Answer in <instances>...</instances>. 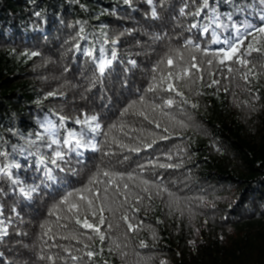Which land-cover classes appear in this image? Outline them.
<instances>
[{"label":"trees","instance_id":"obj_1","mask_svg":"<svg viewBox=\"0 0 264 264\" xmlns=\"http://www.w3.org/2000/svg\"><path fill=\"white\" fill-rule=\"evenodd\" d=\"M184 3L0 0V150L9 152L8 160L0 157V163L20 164L11 171L26 188L41 185L39 192L27 198L7 178L0 179V231L5 227L8 231L7 236H0V264H264V69L254 68V73L261 74L246 83L239 74L221 71L215 63L210 68L201 65L203 81L179 85L190 103L175 97L177 103L171 108L156 111L151 105H163L174 93L146 91L151 77L159 76L153 66L170 48L179 47L190 36L201 43L209 39L196 29L186 30L193 17L180 15ZM214 6L221 13H233L237 22L247 17L257 24L264 8L257 0H214ZM237 6L244 11L238 13ZM153 8L158 18L152 17ZM157 35L160 39H155ZM101 49L108 58L116 53L103 75L94 62L102 55ZM89 51L92 56L86 55ZM191 51L199 60L200 53ZM32 52L39 55L31 56ZM188 55L186 51L185 58ZM213 79L219 83L208 87ZM50 92L57 94L47 96ZM140 111L149 120L135 114ZM57 114L68 118L60 129L61 137L66 130L87 131L86 125H77L75 120L96 115L102 133H109L96 136L103 151L113 137L140 151L130 152L115 144H111V156L84 151L80 163L72 157L76 175L56 172L58 181L44 186L36 158L13 152L12 146L19 148L29 138L36 139V133L44 134L40 124L45 119L59 124ZM112 125L116 127L109 131ZM105 140L109 144H103ZM152 140L156 143L146 148ZM41 151L47 152L43 147ZM98 168L123 173L121 185L128 183L133 196L143 197L138 204L130 199L139 209L129 210L133 223L142 222L139 231L126 233V226L118 220L121 213L114 217L105 211L106 224L114 227H101L106 236L101 243L91 230L58 221L57 216L65 212L49 214L67 191L87 184ZM129 173L132 180L127 179ZM65 223L68 228L60 227ZM48 228L52 231L45 236ZM73 234L79 243L71 239ZM141 240L148 247L140 248ZM114 242L121 247L117 249ZM87 251L96 254L89 258ZM72 255L80 259L72 260Z\"/></svg>","mask_w":264,"mask_h":264},{"label":"snow or ice","instance_id":"obj_2","mask_svg":"<svg viewBox=\"0 0 264 264\" xmlns=\"http://www.w3.org/2000/svg\"><path fill=\"white\" fill-rule=\"evenodd\" d=\"M149 4L153 0H147ZM226 2L231 3V0H226ZM258 4L264 6V0H257ZM125 4L131 5L132 0H124ZM190 5L192 10H188ZM236 11L243 12L244 8L237 6ZM151 15L153 18H158V13L155 8L152 9ZM181 16H191L193 21L187 25L186 30L192 32L193 29L198 30L201 37H209L208 41L205 43L197 42L193 38L188 37L184 42L177 48H170L164 56H162L156 65L153 66V73H159V76L153 75L151 77V82L146 91L156 92L157 89L161 91L174 93V97H169L163 101V105L153 104L151 105L152 110L156 111L157 108L167 107L171 108L177 103L175 97H179L181 103L188 104L190 101L185 97L184 91H181L179 85L184 83L187 87L189 83L195 84L198 81H203L204 68L201 65L211 67L214 63L218 65L221 71L226 70L227 73H237L240 78L246 83L249 82V78L253 79L261 73H254V68L264 69V8L261 9L258 19L259 23H253L247 17L242 21L237 22L234 19V15L231 12L221 13L218 11L217 7L214 6V0H185L183 7L180 8ZM83 29H81L82 31ZM226 33V35L222 34ZM155 39H160L157 35ZM107 42V41H105ZM117 41L113 40L112 43L115 44ZM211 45H220L218 48H211ZM78 47V45H77ZM194 50L196 53H200V58L192 53ZM189 52L187 58H185V52ZM102 55L95 59L96 71L103 75L106 68H108L113 59L116 58V53L113 51L111 53V58L103 55V49H101ZM256 53V56H253ZM31 56H37L39 53L32 52ZM86 55L92 56L91 51L87 52ZM133 65L135 61H130ZM235 65V67H233ZM242 69H247L246 72H242ZM195 70V71H193ZM209 75L215 76L216 73L209 72ZM195 77V79L193 78ZM228 79V76L224 77ZM234 78V77H233ZM219 80L213 79L211 84L207 85L211 87L212 85L218 84ZM227 90V89H226ZM57 93L50 92L47 96H55ZM199 94V93H197ZM62 95V93H61ZM47 96L45 98H47ZM130 104L125 108L124 112L127 113L130 108L135 104ZM140 103H144V97L140 98ZM191 107L196 108V104H191ZM137 115L143 116L144 119L149 120V116L143 111L135 113ZM58 115V114H57ZM167 115V113H165ZM59 124L55 123L51 119H45L41 122L40 126L43 129V133L47 134L49 140L44 141V134L36 133V139L29 138L26 141V145L12 146V151H19L21 155H27L28 157H35L36 170L42 173L41 184L48 186V183H56L58 181L57 175L54 173H66L71 175L77 174V169L73 165L72 157H76V163H80V159L83 157L84 151L90 150L95 152L103 151V146L100 141L96 140V136L102 133V125L98 122L99 118L96 115H92L83 120L77 118L75 123L77 125L83 124L87 126V131H75L66 130V134L61 137L59 135L60 129L65 128V121L68 119L65 116L58 115ZM150 122H153L150 120ZM181 126H186L181 122ZM116 125L110 126L115 128ZM156 127L159 128L160 124L156 123ZM164 132H168L167 128L163 129ZM88 132L93 135L89 136ZM105 137L108 136V132L102 133ZM166 139L167 137H161ZM156 143L152 140L151 143H146L144 146L146 148L152 147V144ZM103 144H109L108 140H105ZM111 144H115L116 147L120 149H125L130 152H139V147H129V145L123 143L122 141H117L115 137L112 138ZM111 144H109L108 150L103 151L104 156H111L114 153L111 149ZM47 150V152L41 151V148ZM0 157L4 160H8L9 152L7 150H0ZM171 159V157H168ZM127 159V157H125ZM21 167L18 163L8 162L0 163V179L7 178L10 183L19 188V191L27 198L40 190V184H34L30 187L24 186V181L19 178V176L13 175L12 169H19ZM143 165L141 169H143ZM159 167H173L171 164H160ZM100 177L106 178L101 181ZM124 179L123 173H116L106 168H98L97 171L89 178L87 184L83 185L81 188L72 189L67 191L64 196L61 197L59 202L54 205V211L50 212V215H56L57 211H63L66 213L63 217L57 216V220L64 219L78 225L80 228L91 230L98 237L101 243L106 239L104 233L101 232L102 226H107L108 229H112L114 225L112 223L106 224L105 211L113 214L115 217L116 213H121L118 216V220L123 222L126 226V233H133L139 231L142 222L133 223L135 219L133 216L129 215V210L132 213L139 211L138 208L130 203V199H134V202L138 204L143 197L136 193L133 196L132 188L128 183H121L119 181ZM128 180L133 179V175L129 173L127 175ZM101 183L105 184V187L100 188ZM147 184L148 181H143ZM143 191L147 192L148 189L144 188ZM161 191H167V189L161 188ZM3 192V189H0ZM171 195V193H169ZM120 198L119 204L117 205V199ZM151 197L149 196V199ZM177 204L178 202L174 201ZM127 206V208L125 207ZM171 207V205H170ZM124 209L123 212L121 210ZM189 211H191L189 209ZM13 212L15 209L13 208ZM3 213L0 212V215ZM181 211V215H183ZM90 218L93 221L90 222ZM2 223V222H0ZM68 224H61L60 227L68 228ZM42 228L45 225H41ZM116 228L120 227V224L115 225ZM52 229L48 228L44 232L47 236ZM8 231L5 227L0 231V236H7ZM84 235V233H80ZM154 238H155V234ZM67 239L68 237H62ZM71 239L80 242L76 234L71 235ZM91 240L92 236H88ZM115 247L119 249L121 245L115 243ZM127 247V245H124ZM85 248L88 247L87 244L84 245ZM140 248H146L148 245L141 240L139 244ZM67 251V249H65ZM111 251V249H109ZM96 253L92 251H87L85 255L92 258ZM122 256H127L126 252H121ZM138 255V254H137ZM43 259L44 257H40ZM49 260L53 258L48 257ZM72 260L80 259L75 255L71 256ZM160 264H166L165 261H161Z\"/></svg>","mask_w":264,"mask_h":264}]
</instances>
